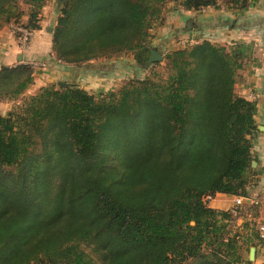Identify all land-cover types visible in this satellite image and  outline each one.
<instances>
[{
    "label": "trees",
    "instance_id": "1",
    "mask_svg": "<svg viewBox=\"0 0 264 264\" xmlns=\"http://www.w3.org/2000/svg\"><path fill=\"white\" fill-rule=\"evenodd\" d=\"M58 1L59 63L128 54L141 69L160 62L148 60L150 30L167 1L187 10L247 2ZM44 2L0 0V29L23 16L39 29ZM158 52L164 78L100 95L49 82L16 115L0 114V264H252L241 249L264 241L258 226L243 236L236 214L208 204L216 193L247 195L256 180L255 106L234 91L240 62L208 39ZM35 74L0 66V101L25 96Z\"/></svg>",
    "mask_w": 264,
    "mask_h": 264
},
{
    "label": "crops",
    "instance_id": "2",
    "mask_svg": "<svg viewBox=\"0 0 264 264\" xmlns=\"http://www.w3.org/2000/svg\"><path fill=\"white\" fill-rule=\"evenodd\" d=\"M172 7L164 6L163 19L153 23L150 46L160 51L161 47L167 48L176 38L208 39L225 46L240 62L234 91L255 106L251 169L256 180L246 189L247 195L257 202L237 208L234 222L243 236H251V227H257L264 221V0H247L241 8L228 7L221 1L215 6L198 10H187L178 4ZM13 25L9 23L0 29V66L25 64L33 60L47 62L44 68L35 72L33 83L24 94H33L46 83L65 81L74 75L76 66L64 65L53 59L51 34L43 32L42 28L36 29L27 44L21 47ZM7 104L9 102L0 101V108ZM232 197V194L216 193L208 204L217 209H232ZM243 222L247 223L245 227ZM253 240L257 241L254 237ZM256 243L255 246H247V257L249 249L254 247L252 264H264V241Z\"/></svg>",
    "mask_w": 264,
    "mask_h": 264
},
{
    "label": "rangeland",
    "instance_id": "3",
    "mask_svg": "<svg viewBox=\"0 0 264 264\" xmlns=\"http://www.w3.org/2000/svg\"><path fill=\"white\" fill-rule=\"evenodd\" d=\"M58 2V0H45L41 11H39V23L41 25L40 28L43 29V32H46L49 35L55 27L56 20L60 13V8L62 4ZM172 5H177V3H174L173 1H167L164 6H169V8L172 9ZM25 17H21L19 23H12L14 25H21L22 27H25ZM46 27L50 28L51 31H45ZM178 40L179 39L176 38L172 43L169 44L168 47H177L174 43ZM178 47L180 46L178 45ZM167 48L163 49V47H161L160 50L162 53H165ZM148 74L154 79L164 78L167 75L165 61L161 60L160 62L153 63V65L149 69H141L134 66V62L132 60L131 55L127 54L121 57H113L107 60L101 59L97 61H92L89 64L79 66L76 68L74 75L69 76L68 80L65 81L74 83L77 82L76 84L88 90L89 92L94 93L95 95H100L117 89L120 85H123L128 79L142 78ZM76 78H78V81H76ZM26 97L27 94H25V96L19 97L15 101H7L9 102V104H7L8 106L2 105V107L0 108V114L4 115L9 112H13L16 115L20 112L21 101L24 100ZM34 147L36 148L37 145H35ZM244 246V250L242 251L241 249V256L243 258V261L245 259H249L247 257V245L245 247ZM252 259L253 256H251V259L249 260L253 262ZM240 264L243 263L241 262Z\"/></svg>",
    "mask_w": 264,
    "mask_h": 264
},
{
    "label": "built area",
    "instance_id": "4",
    "mask_svg": "<svg viewBox=\"0 0 264 264\" xmlns=\"http://www.w3.org/2000/svg\"><path fill=\"white\" fill-rule=\"evenodd\" d=\"M13 30L17 33V38L19 41V44L21 47H24L28 40L30 39V37L33 34V30L27 29L26 27H22L21 25H13ZM197 41V39L193 38V37H189V38H183V39H179L178 41H175V45L178 47V45L180 47H186L190 44H193ZM54 57V56H53ZM54 59L59 62L60 60L55 58ZM46 61H37V60H33L31 62L25 63L30 65L31 67L34 68V71L36 72L38 69L40 68H44L46 66ZM257 201L255 199H251L248 195H233L232 197V209H230L234 214H236V209L239 208L242 205H246V204H255ZM258 232H259V236L264 240V221L261 222L258 225Z\"/></svg>",
    "mask_w": 264,
    "mask_h": 264
},
{
    "label": "water",
    "instance_id": "5",
    "mask_svg": "<svg viewBox=\"0 0 264 264\" xmlns=\"http://www.w3.org/2000/svg\"><path fill=\"white\" fill-rule=\"evenodd\" d=\"M48 31H51V29L48 28ZM19 59H21V57H19ZM162 59H163V56L158 51H156L155 49L150 50L149 57H148V60L150 62L161 61ZM57 83L59 85H70L69 82L58 81ZM253 255H254V247H251L249 249V259H251V256H253Z\"/></svg>",
    "mask_w": 264,
    "mask_h": 264
}]
</instances>
